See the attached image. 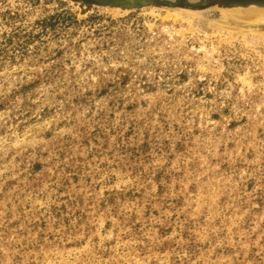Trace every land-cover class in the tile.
<instances>
[{
	"label": "rangeland",
	"instance_id": "rangeland-1",
	"mask_svg": "<svg viewBox=\"0 0 264 264\" xmlns=\"http://www.w3.org/2000/svg\"><path fill=\"white\" fill-rule=\"evenodd\" d=\"M252 8L0 0V264H264Z\"/></svg>",
	"mask_w": 264,
	"mask_h": 264
},
{
	"label": "water",
	"instance_id": "water-1",
	"mask_svg": "<svg viewBox=\"0 0 264 264\" xmlns=\"http://www.w3.org/2000/svg\"><path fill=\"white\" fill-rule=\"evenodd\" d=\"M214 3H219L225 7H233L235 5L247 6V5H264V1L260 0H213Z\"/></svg>",
	"mask_w": 264,
	"mask_h": 264
},
{
	"label": "bare ground",
	"instance_id": "bare-ground-1",
	"mask_svg": "<svg viewBox=\"0 0 264 264\" xmlns=\"http://www.w3.org/2000/svg\"><path fill=\"white\" fill-rule=\"evenodd\" d=\"M254 6H255V7H254ZM254 6L252 5V7H253L252 10H250V9H249V10H245V9H244V12H243V14L240 15V17L236 15L237 13H236L235 15H236L237 17H239V18H243V19L245 18V19H248L247 17H248V14H250V13H251V14H252V13H256L257 16H260V14H261V15L264 14V5H260V6L254 5ZM234 7H235V6H234ZM238 7H239V6H238ZM247 7H248V5H247ZM240 9H243V8H240ZM223 10H224V9H223ZM233 10H234V9H233ZM224 11H225V10H224ZM242 11H243V10H242ZM233 13H234V12H233ZM233 13H231V14H233ZM231 14H226V12H225V15H228V17H232ZM258 14H259V15H258ZM225 15H224V16H225ZM230 15H231V16H230ZM241 16H242V17H241ZM225 17H226V16H225ZM237 17H236V19H238ZM223 19H225V18H223ZM232 19H233V18H232ZM233 20H235V19H233Z\"/></svg>",
	"mask_w": 264,
	"mask_h": 264
}]
</instances>
